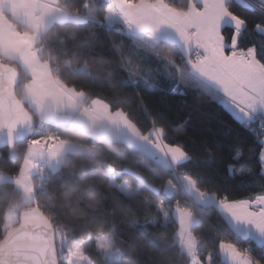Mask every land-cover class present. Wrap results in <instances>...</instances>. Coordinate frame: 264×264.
Instances as JSON below:
<instances>
[{
  "label": "trees",
  "instance_id": "obj_1",
  "mask_svg": "<svg viewBox=\"0 0 264 264\" xmlns=\"http://www.w3.org/2000/svg\"><path fill=\"white\" fill-rule=\"evenodd\" d=\"M62 2L67 9L86 17L80 21L55 22L41 37L43 57L50 60L54 73L62 81L84 91L88 101L99 98L112 109L124 110L144 133L163 126L164 139L182 144L189 153V159L178 166V171L196 177L202 189L236 197L260 191L256 181H229L221 172L224 153L230 148L239 150L241 146L246 152L247 146L252 145V134L214 101L210 93L215 90L190 73L189 59L177 44L160 40L155 48H149L129 36L122 24L107 26L104 18L108 0ZM179 2L186 4L187 0ZM91 11L95 17L90 16ZM262 41L264 35L254 31L250 24L241 44L259 47ZM165 53L171 54V63ZM5 61L20 71L16 92L34 117L36 129L30 138L0 150L1 172L12 178L19 175L30 140L50 130L57 131L61 138L94 147L101 155L93 159L87 152L68 153L57 171L37 183L33 202L25 201L14 179L0 181V240L8 228L5 224L8 208H14L20 217L24 210L38 206L56 227L60 264H68L70 252L87 242L88 260L84 264H191L175 237L177 200L192 205L200 221L196 227L211 247L218 245L213 234L216 229L233 235L217 217L214 205L202 206L188 196L173 169L164 168L123 140H102L74 126L41 121L23 96L30 76L18 64ZM109 163L118 181L128 180L132 188L139 189L137 195H129L111 183L106 166ZM141 176L146 181L143 185ZM169 178L178 185L171 196L163 191ZM154 187H159L160 192H154ZM148 200L163 201L168 206L166 222L163 214L155 212V205L151 208L147 205ZM194 203L202 213L194 208ZM113 224L116 248L123 253L117 261L102 255L96 242L90 239V234ZM162 233L166 238H161ZM157 251L167 258L162 261L163 256L156 254ZM253 251L264 258V252L255 246ZM154 256L159 260L154 261Z\"/></svg>",
  "mask_w": 264,
  "mask_h": 264
},
{
  "label": "snow or ice",
  "instance_id": "obj_2",
  "mask_svg": "<svg viewBox=\"0 0 264 264\" xmlns=\"http://www.w3.org/2000/svg\"><path fill=\"white\" fill-rule=\"evenodd\" d=\"M113 5L118 6L130 30L148 33L140 39L150 47L155 48L157 42L152 34L161 26L174 28L183 40L187 54L190 55L192 49H196V58H190L188 62L191 71L214 87L215 93H210L214 101L252 134V145L247 146L246 152L243 146L239 150L230 148L221 159V172L225 173L226 180L237 183L256 181L260 188L259 192L236 197L227 192L202 189L196 177L178 171V166L189 159V153L182 144H172L164 139L163 126L145 134L127 113L117 111L111 116L142 139L152 138L151 144L157 152H151V155L159 154L157 163L166 169L178 171V178L184 182L185 189L195 193L198 200L214 202L217 217L233 233L228 236L216 229L213 234L218 238V245L216 248L211 247L203 232L196 227L200 221L192 205L177 200L174 205L178 222L175 237L183 255L191 264H264V258L253 251L255 246L264 252V119H255L257 114H264V41L259 47L257 44L247 47L241 44L250 24L254 31L264 35V0H187L186 4L179 0H111L110 12L114 10ZM62 11L68 14L66 9ZM18 36L19 43L30 49L32 38L27 33ZM31 55L35 56V53ZM165 55L171 63V54ZM41 75H37V82ZM5 76L6 102L2 124L11 132L28 117L18 101L9 102L12 75L6 72ZM58 95L74 100L81 93L74 88L61 86ZM95 103L101 105L102 101L97 100ZM103 107L107 110V105ZM47 139L53 144V159L60 154L64 145L70 143L68 139L55 135ZM44 142L37 140L33 144L39 146ZM86 151L93 159L101 155L94 147ZM32 166L33 161L26 159L25 167L17 178L18 183H24ZM106 166L110 173L114 172L111 163ZM139 179L141 185L146 182L143 176ZM24 187L26 192H32L30 184L25 183ZM177 189L178 185L172 178L163 185V191L169 196ZM121 190H127V186H121ZM160 190L159 187L153 188L157 193ZM138 192L139 189L129 194L135 196ZM146 203L150 208L155 205V212L163 214L167 221L168 206L163 201L148 200ZM11 225L12 218L9 228ZM52 227V222L38 208L34 209L24 219L22 226L12 229L8 238L0 243V264H56L54 244L48 235ZM115 235L116 225L113 224L106 230L101 227L97 233L90 234V239L97 241V250L102 255L118 258L123 253L116 248ZM161 238H166L165 234L162 233ZM86 260L88 254L85 243H82L71 251L68 264H84Z\"/></svg>",
  "mask_w": 264,
  "mask_h": 264
},
{
  "label": "crops",
  "instance_id": "obj_3",
  "mask_svg": "<svg viewBox=\"0 0 264 264\" xmlns=\"http://www.w3.org/2000/svg\"><path fill=\"white\" fill-rule=\"evenodd\" d=\"M110 3L111 0H108L104 23L107 26H113L117 23L122 24L125 32L129 36L145 46L153 48L140 39L141 36H147L148 33L140 32L139 30H130L118 6L113 5L114 10L109 11ZM62 9H66L68 14L65 15ZM90 16L95 17V13L91 11ZM83 19H86V17L67 9L63 5L62 0H0V56L5 60L18 64L30 76V81L24 89L23 96L41 121L61 126H74L89 131L95 138L102 140H123L132 148L158 161L160 159L159 154L155 156L151 155V152H157V149L151 144L152 138L144 140L133 130L119 124L118 121H114L111 118L117 111L125 112L124 110L112 109L107 102L99 98L88 101L84 91L78 90L62 81L54 73L47 59L43 57L40 40L42 35L53 23ZM24 33H27L32 38L30 49L19 43L18 34ZM152 38L157 43L160 40H168L177 44L183 54L190 59L191 53L190 55L186 53L183 40L171 26H161L157 32L152 34ZM33 52L35 56L31 55ZM189 71L207 86L215 90L204 78L193 73L191 69ZM37 75H41L39 82L36 81ZM61 86L74 88L81 95H77L74 100H69L67 97H60L58 92ZM97 100L102 101V104L97 105L95 103ZM103 105H107V110L104 109ZM261 115L264 116V114ZM37 140H39V137L31 139L26 151L22 169L25 167L26 159H31L34 166L29 168L28 178L24 183L17 182V178L21 172L12 178L10 175L0 171V181L14 179L17 186L23 191L26 202L36 200L37 183L44 182L51 172L57 171L68 153L87 152L86 149L92 148L77 141L69 140L70 143L64 145L60 154L53 159L51 156L53 144L50 147H46L44 144L36 146L33 144V141ZM25 183L30 184L32 188L31 193L26 192L24 187ZM182 184L184 186L183 181ZM186 192L192 200L202 206H215L212 201L201 202L197 199L195 193H189L187 190ZM196 218L198 220L197 215Z\"/></svg>",
  "mask_w": 264,
  "mask_h": 264
},
{
  "label": "water",
  "instance_id": "obj_4",
  "mask_svg": "<svg viewBox=\"0 0 264 264\" xmlns=\"http://www.w3.org/2000/svg\"><path fill=\"white\" fill-rule=\"evenodd\" d=\"M6 72L11 73L12 75L9 102L18 101L21 109L25 112V114L28 117V119L25 122L19 124L18 127L11 132L6 125L2 124V117H3L4 108H5V102H6L5 92H4V89L7 83L6 76H5ZM19 80H20L19 69L15 67L13 64L7 63L5 59L0 58V150L8 146H14L20 140L30 138V136L34 133L36 129V123L34 121V117L30 114L24 101L19 97V95L16 92V86ZM37 208L40 210L41 213H43L44 216H46L49 219V217L38 206H35L32 209L24 210L22 214L20 215L18 222L12 225L11 228L8 227L5 230V234L0 240V243H2L4 240L8 238L9 232L12 229H19L22 226L24 219L28 215H30L34 209H37ZM52 225L53 227L48 230V235H49L50 240L54 244V248H55L54 259L56 261V264H60L59 256H58V248H57V230L53 222H52Z\"/></svg>",
  "mask_w": 264,
  "mask_h": 264
},
{
  "label": "rangeland",
  "instance_id": "obj_5",
  "mask_svg": "<svg viewBox=\"0 0 264 264\" xmlns=\"http://www.w3.org/2000/svg\"><path fill=\"white\" fill-rule=\"evenodd\" d=\"M73 21H80V20H73ZM111 183L114 184V185H118L120 188H121V186L126 185L127 186V190H125V192L127 194H129L131 192H136L137 191V189L132 188V185H131V182L130 181H128V180L118 181L117 178H116V175L115 174L113 175V173H111ZM10 218H12V225L14 223H16L18 221V219H19L18 214L16 213V211L14 210V208H8V210H7L6 217H5V224H6L7 227H9ZM91 240H94L96 242V245H97V241L95 239H91ZM87 244H88V242L85 244V246ZM156 254H159L160 256H163L162 259H161L162 261H164L165 257L167 258V256L162 251H157ZM109 257L113 261L119 260V257L117 258L114 255H109ZM156 259L159 260L157 257H155L154 258V261H157ZM156 263H158V262H156ZM159 263H163V262H159Z\"/></svg>",
  "mask_w": 264,
  "mask_h": 264
},
{
  "label": "built area",
  "instance_id": "obj_6",
  "mask_svg": "<svg viewBox=\"0 0 264 264\" xmlns=\"http://www.w3.org/2000/svg\"><path fill=\"white\" fill-rule=\"evenodd\" d=\"M191 59H195L196 58V49L193 48L191 55H190ZM49 64L51 65L50 60H48ZM52 67V65H51ZM256 121H260L261 119H264V116H262L261 114H257V116L255 117ZM255 127V125H254ZM264 131V130H262ZM59 136V134L57 133V131L54 130H50L47 134L42 135L39 137V140H44L45 142L42 143L44 144L46 147H50L52 145V143L47 139L51 136ZM177 177H178V171H176ZM194 208H196L200 213H202V210L200 209V207H198L195 203H194Z\"/></svg>",
  "mask_w": 264,
  "mask_h": 264
}]
</instances>
